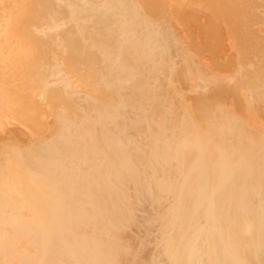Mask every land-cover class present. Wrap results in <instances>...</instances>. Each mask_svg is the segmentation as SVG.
<instances>
[{
    "label": "bare ground",
    "instance_id": "obj_1",
    "mask_svg": "<svg viewBox=\"0 0 264 264\" xmlns=\"http://www.w3.org/2000/svg\"><path fill=\"white\" fill-rule=\"evenodd\" d=\"M0 264H264V0H0Z\"/></svg>",
    "mask_w": 264,
    "mask_h": 264
}]
</instances>
